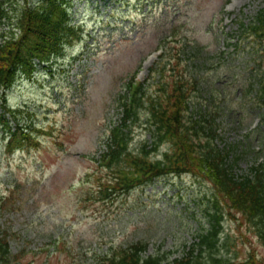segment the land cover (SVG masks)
Here are the masks:
<instances>
[{
  "label": "rangeland",
  "instance_id": "1",
  "mask_svg": "<svg viewBox=\"0 0 264 264\" xmlns=\"http://www.w3.org/2000/svg\"><path fill=\"white\" fill-rule=\"evenodd\" d=\"M65 3L71 22L81 28L79 36L60 55L37 63L32 74L20 73L5 92L11 107L25 108L18 117L37 128L36 143L26 141L14 151L5 149L7 136L0 129V195L9 207L0 213V223L15 232L13 250L24 240L29 249L18 264H85L82 258L95 251L137 239L147 240L150 252L181 256L209 226V182L191 174L161 176L102 199L96 190L110 172L97 159L106 148L108 128L120 121L124 84L134 71L144 78L166 46L198 73L197 105L206 107L214 92L218 142L235 143V154L245 146L262 148L264 127L256 129L261 109L250 106L254 101L248 97L255 94L254 71L264 64V36L242 31L238 20L249 23L264 0ZM193 44H199L194 53ZM145 119L141 114L132 124L134 145L150 140ZM253 161V151L243 152L236 170ZM222 231L231 241L222 248L230 258L254 254L257 264H264L263 245L232 215H224Z\"/></svg>",
  "mask_w": 264,
  "mask_h": 264
},
{
  "label": "trees",
  "instance_id": "2",
  "mask_svg": "<svg viewBox=\"0 0 264 264\" xmlns=\"http://www.w3.org/2000/svg\"><path fill=\"white\" fill-rule=\"evenodd\" d=\"M238 21L242 31L264 36V7L256 10L249 23L242 18ZM80 30L78 24L71 22L65 0H0V129L3 137L7 136V151L25 146L26 141L35 144L33 133L37 129L32 121L18 117L25 108L7 103V88L20 73L32 74L37 63L60 55ZM169 47L164 48L144 78L137 79L134 71L124 84L120 121L108 128L106 148L97 159L110 175L99 183L96 193L102 199L115 198L161 176L191 174L207 180L212 188V202L206 210L209 226L202 227L186 252L178 257L169 258L168 251L150 252L148 241L137 239L126 245H112L100 253L95 251L91 258L83 257L82 263L257 264L254 254L239 261L222 250L231 245L222 231V219L226 214L232 215L264 247V161L256 162L264 153V141L262 148L247 150L245 146L239 154L231 152L235 143L220 144L218 109L212 103L214 92L207 95L206 107L197 105L194 93L198 73L188 70L189 62L179 51L170 53ZM198 49L199 44H193V53ZM193 53L189 60L195 66ZM254 74L255 94L248 98L254 101L250 106L261 109L256 128L260 129L264 127V64L256 67ZM153 83L157 84L155 88ZM141 114H145L150 140L134 145L132 124ZM160 150L161 157H156ZM248 151L254 152V161L238 172V160ZM8 209V201L0 195V213ZM13 235L15 232L0 223V264H18L29 250L25 240L18 250H13Z\"/></svg>",
  "mask_w": 264,
  "mask_h": 264
}]
</instances>
